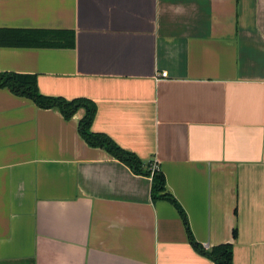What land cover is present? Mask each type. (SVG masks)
Segmentation results:
<instances>
[{
    "label": "crops",
    "instance_id": "1",
    "mask_svg": "<svg viewBox=\"0 0 264 264\" xmlns=\"http://www.w3.org/2000/svg\"><path fill=\"white\" fill-rule=\"evenodd\" d=\"M1 72L92 101L185 218L83 110L0 89V264H264V0H0Z\"/></svg>",
    "mask_w": 264,
    "mask_h": 264
},
{
    "label": "trees",
    "instance_id": "2",
    "mask_svg": "<svg viewBox=\"0 0 264 264\" xmlns=\"http://www.w3.org/2000/svg\"><path fill=\"white\" fill-rule=\"evenodd\" d=\"M0 89H7L18 97L28 99L39 108L58 109L66 119L71 118L78 110H83V116L78 122V131L84 141L91 147L105 150L115 159L129 166L135 173L149 176L151 178L152 199L168 200L178 210L181 216L185 218L182 209L175 199L169 193L165 192V180L158 165L150 163L147 165V168L143 169V164L136 155L120 148L107 135L91 131V126L96 112L95 104L92 101L85 98L67 100L62 97L42 95L38 90L36 77L33 75L1 72ZM154 165H156L157 168L153 170L152 167ZM189 240L193 246L209 258L213 264L232 263V244H221L212 247L209 250H205L195 243L191 237Z\"/></svg>",
    "mask_w": 264,
    "mask_h": 264
},
{
    "label": "built area",
    "instance_id": "3",
    "mask_svg": "<svg viewBox=\"0 0 264 264\" xmlns=\"http://www.w3.org/2000/svg\"><path fill=\"white\" fill-rule=\"evenodd\" d=\"M160 77H162V78L167 77V73H165V72L160 73ZM156 168H157L156 165H154V166L152 167L153 170L156 169Z\"/></svg>",
    "mask_w": 264,
    "mask_h": 264
}]
</instances>
